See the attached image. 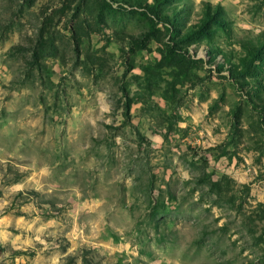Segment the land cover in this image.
Segmentation results:
<instances>
[{"label": "rangeland", "instance_id": "obj_1", "mask_svg": "<svg viewBox=\"0 0 264 264\" xmlns=\"http://www.w3.org/2000/svg\"><path fill=\"white\" fill-rule=\"evenodd\" d=\"M0 264H264V0H0Z\"/></svg>", "mask_w": 264, "mask_h": 264}]
</instances>
